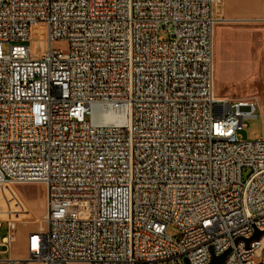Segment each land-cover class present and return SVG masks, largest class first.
<instances>
[{
  "label": "built area",
  "instance_id": "2783aa9c",
  "mask_svg": "<svg viewBox=\"0 0 264 264\" xmlns=\"http://www.w3.org/2000/svg\"><path fill=\"white\" fill-rule=\"evenodd\" d=\"M222 19L215 0H0V183L47 201L0 264H208L206 246L264 264L263 236L245 242L264 231V134H239L255 100L216 94Z\"/></svg>",
  "mask_w": 264,
  "mask_h": 264
},
{
  "label": "rangeland",
  "instance_id": "374dc122",
  "mask_svg": "<svg viewBox=\"0 0 264 264\" xmlns=\"http://www.w3.org/2000/svg\"><path fill=\"white\" fill-rule=\"evenodd\" d=\"M215 14L223 18L215 29V91L218 96L232 100L250 98L258 103L259 117L246 120L247 127L239 131L242 139H254L264 134V20H226L221 0H215ZM46 41V26H34L30 39L34 56L41 54ZM53 47L65 49V43L55 41ZM4 50L8 51V44ZM248 174L249 171L244 172V177ZM46 208V193L41 183H0V258L26 254L27 235L44 227ZM9 221L17 226L16 240L6 248L1 242L8 234ZM167 231L173 237L179 235L174 227Z\"/></svg>",
  "mask_w": 264,
  "mask_h": 264
},
{
  "label": "crops",
  "instance_id": "0c3cea01",
  "mask_svg": "<svg viewBox=\"0 0 264 264\" xmlns=\"http://www.w3.org/2000/svg\"><path fill=\"white\" fill-rule=\"evenodd\" d=\"M221 10L229 21L264 20V0H221ZM11 256L23 258L26 254Z\"/></svg>",
  "mask_w": 264,
  "mask_h": 264
},
{
  "label": "water",
  "instance_id": "95a60500",
  "mask_svg": "<svg viewBox=\"0 0 264 264\" xmlns=\"http://www.w3.org/2000/svg\"><path fill=\"white\" fill-rule=\"evenodd\" d=\"M264 235V231L263 230H259V229H255V232L254 234L249 237V238H246L245 239V242L247 244H249L252 240H258L260 239L262 236ZM230 250H226L225 252L217 255L213 252V255H212V259L211 261L208 263V264H221L225 261L226 257L228 256Z\"/></svg>",
  "mask_w": 264,
  "mask_h": 264
},
{
  "label": "bare ground",
  "instance_id": "6f19581e",
  "mask_svg": "<svg viewBox=\"0 0 264 264\" xmlns=\"http://www.w3.org/2000/svg\"><path fill=\"white\" fill-rule=\"evenodd\" d=\"M213 252H214V246H206L207 255H213Z\"/></svg>",
  "mask_w": 264,
  "mask_h": 264
}]
</instances>
